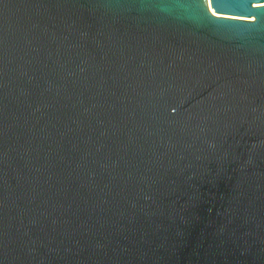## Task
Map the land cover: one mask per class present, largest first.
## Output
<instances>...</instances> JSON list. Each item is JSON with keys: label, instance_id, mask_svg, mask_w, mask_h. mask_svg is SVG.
Returning a JSON list of instances; mask_svg holds the SVG:
<instances>
[{"label": "water", "instance_id": "obj_1", "mask_svg": "<svg viewBox=\"0 0 264 264\" xmlns=\"http://www.w3.org/2000/svg\"><path fill=\"white\" fill-rule=\"evenodd\" d=\"M0 264H264V0H0Z\"/></svg>", "mask_w": 264, "mask_h": 264}]
</instances>
